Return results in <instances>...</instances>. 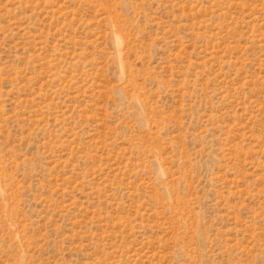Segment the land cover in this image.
<instances>
[{
  "label": "rangeland",
  "instance_id": "rangeland-1",
  "mask_svg": "<svg viewBox=\"0 0 264 264\" xmlns=\"http://www.w3.org/2000/svg\"><path fill=\"white\" fill-rule=\"evenodd\" d=\"M0 264H264V0H0Z\"/></svg>",
  "mask_w": 264,
  "mask_h": 264
}]
</instances>
